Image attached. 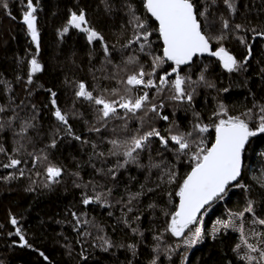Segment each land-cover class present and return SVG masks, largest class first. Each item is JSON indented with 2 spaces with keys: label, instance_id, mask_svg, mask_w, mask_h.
<instances>
[{
  "label": "trees",
  "instance_id": "16d2710c",
  "mask_svg": "<svg viewBox=\"0 0 264 264\" xmlns=\"http://www.w3.org/2000/svg\"><path fill=\"white\" fill-rule=\"evenodd\" d=\"M193 2L200 11L208 8L206 16L201 18L206 35H219L222 20L227 19V38L220 44L238 61H244L248 48L238 39L244 37L251 45V56L241 70L234 72L224 69L214 56L197 58L191 65L181 66L182 77L198 81L184 86L188 92L195 89L191 103L171 100L174 91L168 87L159 92L142 86L131 93L125 91L127 86L123 81L139 67L125 65L130 55L139 57L146 72L152 71V57L162 56L159 33L155 31L158 26L147 15L144 0H33L37 8L38 54L22 22L27 0H7L8 8L0 7V107L5 109L0 112L3 126L0 148L4 149L0 151V264H152L153 260L156 264L181 263L179 245L194 230L195 224L179 238L166 229L170 214L176 211L178 197L175 193L191 170V162L185 156L177 159L173 151L166 150L159 139L153 137L148 147L139 152L136 163L119 167L125 160L122 153L128 147L124 141L153 127L167 137L170 131H192L197 122L213 124L217 120L213 113L220 111L221 104L229 115L240 116L255 130L262 115L260 108L264 106V38L253 39L254 33L250 31L255 28L264 32V0H231L234 12L224 0ZM130 6L152 31L151 56L140 53L137 44L124 47L134 39L136 32L134 24L129 23ZM81 11L88 21L82 27L95 29L103 36L109 55H105L102 42L89 43L87 33L79 29L69 28L63 33V29L69 27L71 13ZM236 24L243 29L237 30ZM220 44L213 40L211 46L216 50ZM33 58L42 66V70L34 74L30 64ZM172 67L171 62L161 65L153 79L158 82L159 75L171 72ZM202 72L206 82L214 87L199 82ZM30 74L32 82L28 83ZM174 79L173 73L169 80ZM80 83H84L94 97L110 101H119L121 96L136 97L147 91L149 103L145 111L151 104L163 102V108L158 111L168 120L150 111L146 116L144 111L133 116L117 108V116L122 119L102 121L100 106L76 95ZM52 93L56 95L53 97ZM56 108L66 114L67 125L54 116ZM248 110H251L248 115H242ZM29 124L32 126L27 127ZM22 128L26 131L22 132ZM95 128L100 131H94ZM200 135L210 146L214 141V128ZM77 136L79 140L75 139ZM113 139L122 146L114 148L109 143ZM53 140L55 147L51 146ZM113 151L120 155H112ZM12 158L21 160V164L15 168L3 167ZM156 163H160L161 168L150 167ZM49 165L62 169L58 182L48 179ZM165 165L174 167L175 182L167 183L166 176L164 181L160 179ZM109 169L115 171L114 179ZM262 180L264 133H258L249 138L245 147L243 172L237 183L264 193ZM240 193V190L234 191L230 199H238ZM97 195L99 202L82 203L85 196ZM130 196H136L131 203L128 202ZM13 217L16 225L10 222ZM225 217V205L219 204L205 218L204 239L190 250L185 264H249L237 252L238 234L219 233L213 238L207 235L211 224ZM17 228L30 247L20 246L22 241L16 235ZM261 229L264 233V228ZM101 236L110 241L111 247L99 239Z\"/></svg>",
  "mask_w": 264,
  "mask_h": 264
},
{
  "label": "snow or ice",
  "instance_id": "6c2138e0",
  "mask_svg": "<svg viewBox=\"0 0 264 264\" xmlns=\"http://www.w3.org/2000/svg\"><path fill=\"white\" fill-rule=\"evenodd\" d=\"M214 2V0H213ZM225 4L233 12L235 11V6L231 0H224ZM0 7L5 9L8 8L7 0H0ZM143 7L147 13L151 15L156 22H158V27L155 29L159 33V37L163 42V55L162 56H153L152 57V71L146 72L142 64H140L139 57L135 54L130 55L127 60L124 62L125 65L136 66L139 65L138 69L134 70L131 74L127 75V78L123 83L127 86L125 91L131 93L134 89L143 88L149 89L154 88L158 92L162 91L164 87H168L174 91V94L170 97L174 101H187L191 103L193 100V93L195 89L193 88L192 92L185 90L186 84H197L198 81H193L191 77H182L179 72L182 65H191L194 62V57L208 53L211 56L217 57L218 60L222 63L223 68L228 72L239 71L247 64L248 59L251 56V45L247 43V40L244 37H238L240 42L248 48V56L245 57L244 61H238L222 44L221 41L226 39L225 30L229 29V21L227 19L222 20V31L219 35L215 37H210L206 35L203 30L201 23V18L206 16L208 8L205 7L203 11H200L193 0H144ZM26 10L23 11L22 22L26 25L28 32L31 36L32 41L36 44L37 54L39 52V32L36 26L37 17L35 15L37 8L33 4V0H27L25 5ZM106 8L110 6L106 5ZM129 14L131 19L129 23L134 24L136 32L134 39L129 40L125 48H130L133 44L138 45V50L140 53L145 55H152L150 48L151 42L149 37L152 35V31H149L146 26V22L141 21L140 17L135 14V10L129 8ZM10 15V13H9ZM88 21L86 20L85 13L81 11L79 14L72 12L70 19L68 20V25L79 29L82 32L87 33V40L89 43L93 41L102 42L105 55H109V48L106 43H103V36L97 32L95 29L89 27H82V25H87ZM235 28L237 30L243 29V26L236 24ZM69 27L63 29V33H67ZM254 33L253 39L256 37L264 38V32L257 31L255 28L251 29ZM215 40L220 46L216 50H212L211 43ZM166 62H171L173 67L171 72H165L163 75H159L158 82L153 79L157 76V68ZM31 64V73H37L42 70V66L38 61L33 58L30 61ZM207 69L205 68V71ZM264 71V69H262ZM175 74L174 80H169V77L172 74ZM148 77V79H146ZM31 74L29 75L28 83H31ZM199 82H205L206 86L214 87L215 85L207 83L203 72L199 76ZM223 91H228L224 89ZM56 94L52 93L54 97ZM78 97H82L89 101H93L95 105L100 106L98 111L101 113L100 120L106 121L109 118H123L117 116V108L124 109L125 113H131L133 116L137 112L144 111V115L148 114V111L157 113L161 119L167 121V116L160 115L158 109L163 108V102L159 105L151 104V106L145 111L146 104L149 103V94L147 91H144L143 94L136 97L132 96H121L119 101L115 100H106L103 97H94L91 91L86 89L84 83H80L78 86V91L76 92ZM52 104L55 106L56 101L53 99ZM219 112H214L213 117H216L217 120L213 124H203L197 122L193 125L192 131L189 132H175L165 137L160 134L156 128H151L150 130L139 134L131 136L128 140L124 141V144H127L128 147L122 153L125 157V160L122 164H119V167H124L128 163H136L140 151H144L148 147V143L151 138L156 137L159 139L160 144L166 150H171L175 153L177 159L181 156L189 158L191 162V170L183 177L182 182L179 183L178 191L175 195L179 197V203L176 207V211L170 214V221L166 231L170 232L174 237L184 236L185 230L189 228L190 225L197 223V217L201 214V210L205 208L206 205H209L211 202L222 199L227 193V190L233 182H237L238 178L241 176L242 166H243V153L245 151V145L248 143L250 137L256 136L258 133H264V106L260 108L259 125L253 130L249 127V123L245 119H242L240 116H231L228 114L227 109L223 104L220 106ZM5 111L3 107H0V112ZM251 110H248L242 115L246 116ZM54 116L56 119L63 124L67 125L68 120L66 114H63L59 108L55 109ZM199 118V114H196ZM221 117H227L221 118ZM141 119H143L141 117ZM32 125H27L31 127ZM3 126L0 125V128ZM214 128L215 139L214 142L207 146L206 138L202 137L200 134L209 132V129ZM94 131L99 132L100 128L93 129ZM21 131H26V128H22ZM69 133H71L70 127L68 128ZM79 140L80 137H75ZM56 141H52V147H55ZM114 148L121 147V142L118 140L109 141ZM0 151H4L3 148H0ZM136 153L134 156L133 154ZM100 155H103L102 153ZM112 155H120L119 152L113 151ZM39 157H36V160H39ZM47 159V157H44ZM21 164V160L12 158L10 163L3 165L5 168H15ZM150 167L161 168L160 163L151 164ZM113 179L115 178V171L113 169L108 170ZM48 179L55 183L58 182L57 178L62 175V169L54 165H49L46 169ZM20 175L23 176L24 172L21 169ZM167 177V183H173L176 181L177 173L173 168H168L164 166V173L160 177L164 181V177ZM11 178V177H9ZM159 186V185H158ZM236 186H241L237 184ZM261 186L264 187V180L261 181ZM152 191V189H149ZM111 192V189H109ZM139 195V194H137ZM171 196V193H169ZM136 196H130L129 203ZM93 201H100V196L95 197L85 196L82 200L84 205H88ZM254 202L249 200L247 206L243 210L236 214L238 217H243L244 213H251L255 216V210L253 207ZM150 207H155V205H150ZM131 211V209H129ZM76 217V214H72ZM166 215H168L166 213ZM77 224L80 223L79 218L77 217ZM13 225L17 224L16 218H11L10 221ZM88 223V221H84ZM232 222L231 221H217V225L223 228H228ZM253 223L264 225V219L255 218ZM219 228H214V231H218ZM135 232L136 230L133 229ZM241 233L243 232V224L240 226ZM202 229L197 227L193 234L194 238L191 240H185L184 242L189 245H194L201 239ZM254 235L264 237V233H253ZM16 235L20 237L22 241L20 246H29L25 237L21 234L20 229H16ZM105 245L111 247L109 240L104 237H99ZM157 240L160 237H156ZM247 248L251 252L259 251V257L261 261H264V248L257 249L254 245L248 244L247 241H244ZM264 243V239L260 241ZM133 247V246H129ZM239 250L240 245L236 246ZM107 250V248H105ZM41 256H44V253H40ZM47 260V257H44ZM241 259H247L249 264H252V261L255 257H252L248 253H245ZM152 264H156V261L153 260Z\"/></svg>",
  "mask_w": 264,
  "mask_h": 264
},
{
  "label": "rangeland",
  "instance_id": "374dc122",
  "mask_svg": "<svg viewBox=\"0 0 264 264\" xmlns=\"http://www.w3.org/2000/svg\"><path fill=\"white\" fill-rule=\"evenodd\" d=\"M238 184V183H237ZM241 186H233L231 188H228L227 193L224 195L222 199H217L215 202H213L210 206H208L204 212L201 214V216L197 219V223H194V230L189 232L184 240L180 243L179 248L181 249V263L180 264H185L187 256L190 252V250L197 245L198 243H201L204 239L205 233H204V226L203 222L205 218L213 211V209L218 206L219 204H224L225 205V219L223 220H216L214 221L210 228L207 230V235L210 238H213L219 233H228V232H233L238 234L239 239H240V248L237 250L240 258L245 255V253H248L252 257H255V259L252 261L256 262L258 264H264V261L260 260L259 257V251L257 252H251L244 241H247L248 244L254 245L257 249L264 248V243H260L261 241V236L254 235L253 233H262V229L264 228V225H260L257 223H253V220L255 218H262L264 219V193L261 191L255 192L251 191L248 186L245 184H239ZM236 190H240V196L238 199L231 200L230 197L232 193ZM251 200L254 202L253 207L255 210V216L251 213H244L243 217H238L236 214L243 212L245 207L248 204V201ZM217 221H231L232 223L228 228H223L217 225ZM243 224V232L241 233L240 231V226ZM199 227L202 229L201 233V239L199 242H197L194 245H189L186 244L184 241L185 240H191L194 238L193 234L195 232V229ZM214 228H219L218 231H214ZM247 263V259H243Z\"/></svg>",
  "mask_w": 264,
  "mask_h": 264
},
{
  "label": "water",
  "instance_id": "95a60500",
  "mask_svg": "<svg viewBox=\"0 0 264 264\" xmlns=\"http://www.w3.org/2000/svg\"><path fill=\"white\" fill-rule=\"evenodd\" d=\"M147 15L157 24V26H158V22H156L155 20H154V18H152L151 17V15L149 14V13H147ZM83 26V25H82ZM69 28H73V27H71V26H69ZM76 29V28H75ZM160 38V37H159ZM160 41H161V44H162V55H163V42H162V40L160 39ZM94 42V41H93ZM211 48H212V46H211ZM212 50H213V48H212ZM211 55H209L208 53H204V54H202V55H198L197 57H194V60L195 59H197V58H206V57H210ZM182 66H188V65H182ZM214 139H215V131H214ZM214 142V141H213ZM247 145V144H246ZM246 145H245V147H246ZM242 172H243V166H242V171H241V175H242ZM241 177V176H240ZM240 177L238 178V180L240 179ZM238 182V181H237ZM237 182H233V184H231L230 186H233V185H235ZM178 203H179V197H178V202H177V205H178ZM212 204V202L209 204V205H211ZM209 205H206L205 206V208L204 209H202L201 210V214L204 212V210L209 206ZM177 207V206H176ZM201 214H199L198 215V217H197V219L201 216Z\"/></svg>",
  "mask_w": 264,
  "mask_h": 264
},
{
  "label": "bare ground",
  "instance_id": "6f19581e",
  "mask_svg": "<svg viewBox=\"0 0 264 264\" xmlns=\"http://www.w3.org/2000/svg\"><path fill=\"white\" fill-rule=\"evenodd\" d=\"M189 66V65H188ZM185 67V66H184Z\"/></svg>",
  "mask_w": 264,
  "mask_h": 264
}]
</instances>
